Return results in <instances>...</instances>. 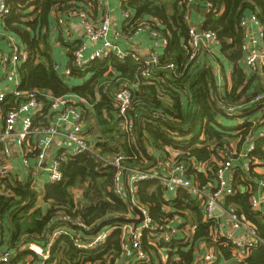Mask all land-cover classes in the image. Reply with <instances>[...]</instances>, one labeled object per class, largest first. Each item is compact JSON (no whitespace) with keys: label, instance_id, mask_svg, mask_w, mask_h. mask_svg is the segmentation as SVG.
Here are the masks:
<instances>
[{"label":"trees","instance_id":"16d2710c","mask_svg":"<svg viewBox=\"0 0 264 264\" xmlns=\"http://www.w3.org/2000/svg\"><path fill=\"white\" fill-rule=\"evenodd\" d=\"M163 1L121 2L122 12L132 17L123 26L125 35L131 36L139 25L147 24L168 39L160 64H174L176 73L157 71L159 83L156 85L145 84L140 78L143 65L130 57L119 60L111 54L83 68L75 66L73 54L83 41L69 38L64 32V23L73 12H83L88 20L89 13L98 8L96 0H9L2 39L13 37L28 55V60L19 64V90H36L54 98L74 96V106L84 116V130L93 153L102 158L122 154L126 166L144 169L171 159L175 164L186 165L187 176L205 193H211L217 185L212 159L220 160L218 152L232 146V142H235L233 148L239 151L261 127L258 118L250 120L253 111L244 110L235 118H226L220 106L247 103L263 90L259 77L247 76L240 67L244 33L239 23L242 17L255 15L263 29L264 42V0H204L209 11L203 14L201 29L216 34L219 53L232 67L226 81L221 70L220 89L215 85L213 67L204 61L201 64L199 60H188L184 48L189 29L185 19L187 0H171L170 7ZM55 65L61 68L65 65L69 74L65 76L54 70ZM125 84L136 85L127 113L134 126L132 137L123 130L114 102L115 93ZM38 100L43 106L42 115L34 120V128L45 125L50 117L49 100L45 96ZM19 102L8 94L2 104V114ZM2 149L0 143V153ZM147 149L157 155L148 153ZM169 151L175 155L170 156ZM249 155L259 163H250L247 172L235 164L233 194L223 197L222 204L237 219L250 223L263 244L246 246L247 256L236 259L234 264H264V218L251 207L256 182L264 178V138L255 140ZM58 159L61 180L44 184L39 190L31 186L30 173H26L24 182L14 177L0 178V238L8 241L7 250L11 255L8 264H24L28 256L36 259L28 245L45 250L50 231L65 226L55 221L61 213L72 221H81L91 231L103 221L133 215L112 191L115 175L112 166L91 153ZM192 163L212 170L198 172L191 167ZM136 187L135 199L146 210L156 230L143 232L141 245L147 258L132 264H195L200 259L202 244H212L213 261L235 258L233 254L239 249L227 239L218 237L212 241L215 226L203 220V199L183 189L169 195L158 181H140ZM75 190L80 192L77 199L73 196ZM166 195L173 197L166 198ZM41 204L48 207L44 209ZM174 218L181 221L176 226L180 234L184 233V227H193L191 238L164 240L163 234ZM67 228L74 234L81 232L83 238L89 236V232L72 224ZM120 243L119 229H114L106 243L95 250H77L68 237L60 236L50 249L48 260L42 264H116L121 259Z\"/></svg>","mask_w":264,"mask_h":264},{"label":"built area","instance_id":"2783aa9c","mask_svg":"<svg viewBox=\"0 0 264 264\" xmlns=\"http://www.w3.org/2000/svg\"><path fill=\"white\" fill-rule=\"evenodd\" d=\"M8 1L9 0H0V41H5L8 48L7 53L0 52V68L4 81L7 83L6 89L0 91V121L2 125V127H0V143L3 144L1 154L4 155L5 158L10 157V152L5 146V140L8 138L15 139V144L22 156L20 162L23 177L19 180L24 182L23 179L26 173H30L32 177L31 186L39 190L42 189L44 184H53L61 180L62 176L58 158L66 159L91 153L95 155L96 158L103 161L105 165L112 166L115 169L112 187L113 193L126 203L131 213H133L132 208L136 206L143 216V221L137 226L129 223H122L118 227H111L108 225L102 227L95 235H91L93 230L91 231L90 227H86L79 220L72 221L69 216L61 213L57 215L55 221H60L61 224H65V226L58 229L54 228L50 231L45 250H42L34 244L28 245V249L32 251L35 256L39 257L42 261L48 260L50 249L54 246L56 238L60 236L68 237L72 246L77 250H95L106 243L108 236L114 229H119L121 233L120 256L125 264L145 261L147 257L141 245L142 235L144 231L154 232L156 226L148 217L146 210L137 203L135 194L137 191V183L146 180L158 181L160 186L168 194H174L176 190L183 189L191 196L203 199V220L215 226V238L213 240L215 241L218 237L227 239L228 242L239 249L237 255L241 257V259L247 256L246 246L256 243L263 244L257 237L256 231L250 223L237 219L233 213L227 212L222 204L223 197L233 194L231 183L233 182L235 164L242 166L246 172L248 171L250 163L254 165L258 164L259 162L252 159L249 154L254 150L255 140L264 138V42L262 40L263 29L255 15L242 17L239 23L244 33L243 56L240 66L247 76L256 75L259 77L263 90L254 94L247 103L232 107L220 106V109L226 118H235L241 115L244 110L253 111L250 120L258 118L257 121L260 122L261 127L255 137L248 139L239 151H236L232 146H228L221 151L222 157L218 154L220 166L215 173L216 189L211 193H205L204 189L199 188V186L187 176L186 165L181 163L175 164L171 159L161 162L157 167L144 169L141 167L126 166V159L122 154L102 158L98 154L93 153L89 137L84 130V116H82L79 108L74 106V104H76L74 96L66 95L54 98L36 90H19L21 86V80L18 75L19 64L27 61L28 55L17 45L12 37L6 36L5 39H2V26L5 17L9 13ZM106 2L107 0H96L97 7L103 8ZM190 2L191 0H187V3ZM70 15H76L81 20V25L88 39V44L98 43L100 45L97 48H91L87 43H81L78 50L73 54L74 64L77 68H83V66L91 61L103 60L109 55L114 54L119 60L130 57L133 61L142 64L143 70L140 73V78L149 86L159 83V79L156 76L157 71L163 70L169 71L171 74L176 73V66L174 64H160V57L164 49L168 46V39L149 25L141 24L135 31V33L141 30L147 31L152 40L148 53L149 56L147 58H141L133 54L132 51H124L117 46L116 42H120V39H127L130 37L125 35L123 31L117 32L112 40H109L108 33L110 30V22L108 17H104L98 24H94L86 19V15L83 12H73ZM123 18L126 20L125 25L129 24L132 20V17L124 12ZM60 23H62V21H60ZM250 28L255 30L254 33H249ZM184 48L189 61L199 60L200 62L204 61V63L208 64L209 59H215V54L219 50V42L214 32L200 30V32L197 33L194 27H189ZM54 70L60 71L65 76L69 74V69H67L65 65L62 66V68L55 65ZM212 72L214 74L215 85L220 89L223 85V79L219 67L215 65ZM135 88L136 85L133 86L131 84L128 86L125 84L122 89L114 95V102L118 109V118L122 120L123 130L129 137L133 136L134 126L127 113ZM8 94H11L20 102L3 115L2 104ZM40 96H45L49 100L50 117L47 119L45 125L34 128V120L36 118H41L42 115L41 111L43 106L38 100ZM240 122L243 121L241 120ZM56 139H61L62 143L58 147L57 154L50 160H47V148ZM212 160L215 167L218 166V160ZM191 167L198 172L200 170H206L207 172L212 170L209 166L196 163H192ZM30 170L33 171L29 172ZM8 177L17 178L9 165L2 162L0 164V178ZM256 187L260 192L263 190L264 178L256 182ZM261 201H264V195L261 194L258 196V193H255L251 199V207L254 212L264 218V212L260 210ZM133 215L135 216L134 213ZM133 215H128L127 219L133 218ZM224 215H227L237 229L243 232L246 237L243 241L237 240L236 238L234 239L232 233L220 234V217ZM69 224L76 226L79 230H86L89 232V236L83 238L81 232L74 234L67 228ZM189 228L193 231V227ZM179 234L175 219L171 220L166 232L163 234L164 240L169 241L174 237L187 238L190 236L189 233L187 234V231L178 236ZM10 257L11 255L8 250L0 253V264H8ZM213 259V255L207 254L196 261L195 264H212Z\"/></svg>","mask_w":264,"mask_h":264},{"label":"crops","instance_id":"0c3cea01","mask_svg":"<svg viewBox=\"0 0 264 264\" xmlns=\"http://www.w3.org/2000/svg\"><path fill=\"white\" fill-rule=\"evenodd\" d=\"M121 2L122 0H107L103 8H97L95 9L94 12L89 13V16H87L88 20L94 24H98L104 17L109 18V22H110V30L108 33L109 40H112V38L117 32L123 31V26L126 22V20L123 18V12L121 10ZM208 11H209V6L205 3L204 0H191L190 3H187V11L185 13V19H186L188 26L194 27L195 29L199 28V30H202L201 27L204 22L203 14ZM64 25H65L64 32L65 34H67L69 38L75 39V40H81L85 43H88L87 36L85 35V32L81 25V20L76 15H70L67 19V22L64 23ZM254 31L255 30L253 28H250L249 33L252 34L254 33ZM116 44L121 50L132 51V53L136 54L138 57L147 58L149 56L148 53L150 50V46L152 44V40L149 37L147 31L141 30L138 33L133 34L127 39H120V42H116ZM89 46L91 48H97L100 45L98 43H95ZM0 52L2 53L8 52L7 44L5 41H0ZM215 59L214 60L209 59L208 64L210 67H213V68L215 67V65H217L218 67L219 65H221L222 69L220 67L219 69L220 71L222 70L224 75L226 76L224 77L226 81L227 78L228 79L230 78L232 67L221 57L219 50L215 54ZM59 63H62L61 60L59 61ZM228 85H230V82H228ZM6 87H7V83L4 81V77L2 75L1 68H0V91L6 89ZM0 127H2L1 121H0ZM14 140L15 139L13 138H8L5 140V146L8 148L10 152V157L5 158V156L0 153V160L2 158V162L9 165L13 174H15V176L19 180L20 178L23 177V173L21 169V162H20L22 156L20 154L19 149L17 148L15 144L16 140L15 141ZM61 143H62L61 139H56L52 142V144L49 145V147L47 148V157H46L47 160H50L53 156L57 154L58 147L61 145ZM231 145L232 147H235L234 146L235 142H232ZM147 150H148V153L157 155V153H154L151 149H147ZM259 172H262V171H259ZM256 193H258V196L261 194L264 195V188L263 190H261V192L259 189H257ZM169 195H172V194H169ZM73 196H74V199L79 198L80 196L79 190H75L73 192ZM168 197H173V196L166 195V198ZM40 206L43 207L44 209L48 207L45 204H41ZM260 210L264 212V201H261ZM133 218H137L136 215L135 216L133 215ZM174 219H175V224L177 226V223L179 224L181 221H179L177 218H174ZM220 224H221V231H220L221 235H224L227 233H232V235H234L237 231H239L237 227L235 226V224L230 220V218L227 215L220 217ZM183 230L184 232L187 231V234L188 233L190 234V236L187 238L188 239L191 238L192 230H190L188 226L184 227ZM214 234L215 233L213 231L211 234L212 241L215 238ZM187 238H184V239H187ZM245 238L246 237L243 234V232L239 231L236 239L243 241ZM7 248H8V241H6V239L0 238V253H2L3 251H7ZM207 254L213 255L212 244L211 245L202 244L200 258H202L204 255H207ZM233 256L235 258L232 257L231 260H224V259L220 261L217 260V261H213V264H234L236 259H241V257L237 255V252L234 253ZM161 259L163 262L166 261V257L163 254L161 256ZM118 262L119 264H125L124 260L122 259H120ZM24 264H42V260L39 257L34 259L33 257L28 256L25 259Z\"/></svg>","mask_w":264,"mask_h":264},{"label":"water","instance_id":"95a60500","mask_svg":"<svg viewBox=\"0 0 264 264\" xmlns=\"http://www.w3.org/2000/svg\"><path fill=\"white\" fill-rule=\"evenodd\" d=\"M196 31H197V33H199L200 32L199 28H196ZM132 211L137 216V218L127 219V218L121 217V218H114V219L103 221L96 226V228L93 230L91 235H95L102 227L108 226V225H110L112 223H116V222H118V223H129V224H132L134 226H137L138 224H140L143 221V216L136 206H134L132 208ZM238 233H239V231H237L232 237L235 239L237 237Z\"/></svg>","mask_w":264,"mask_h":264},{"label":"rangeland","instance_id":"374dc122","mask_svg":"<svg viewBox=\"0 0 264 264\" xmlns=\"http://www.w3.org/2000/svg\"><path fill=\"white\" fill-rule=\"evenodd\" d=\"M163 2L166 4V6L170 7V5H171V0H165V1H163ZM169 9H170V8H169ZM169 12H170V10H169ZM169 154H170V156L175 155V153L172 152V151H169ZM218 154L220 155V157H222V155H221V151H219ZM219 161H220V160L217 161L218 166H216V170H218V168H219V166H220V162H219Z\"/></svg>","mask_w":264,"mask_h":264}]
</instances>
